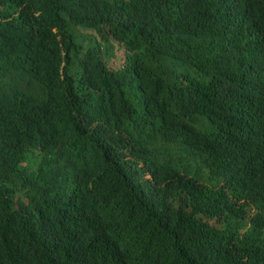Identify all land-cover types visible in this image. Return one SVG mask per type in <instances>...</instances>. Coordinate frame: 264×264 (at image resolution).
<instances>
[{
    "label": "trees",
    "instance_id": "16d2710c",
    "mask_svg": "<svg viewBox=\"0 0 264 264\" xmlns=\"http://www.w3.org/2000/svg\"><path fill=\"white\" fill-rule=\"evenodd\" d=\"M0 264H264V0H0Z\"/></svg>",
    "mask_w": 264,
    "mask_h": 264
},
{
    "label": "rangeland",
    "instance_id": "374dc122",
    "mask_svg": "<svg viewBox=\"0 0 264 264\" xmlns=\"http://www.w3.org/2000/svg\"><path fill=\"white\" fill-rule=\"evenodd\" d=\"M82 34L87 37V40L93 38V35H94V33L91 31H82ZM83 39L85 40V37ZM120 53L121 51L120 49H118V55H119L118 62L120 61Z\"/></svg>",
    "mask_w": 264,
    "mask_h": 264
}]
</instances>
